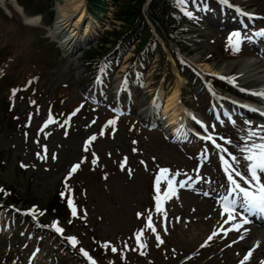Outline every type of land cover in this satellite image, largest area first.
<instances>
[{"label": "rangeland", "instance_id": "rangeland-1", "mask_svg": "<svg viewBox=\"0 0 264 264\" xmlns=\"http://www.w3.org/2000/svg\"><path fill=\"white\" fill-rule=\"evenodd\" d=\"M91 1L86 0L87 16L97 20L100 27L90 43L70 55L60 39L52 35L63 0H0V184L14 187L27 205L48 208L56 200L62 180L73 174L70 170L74 165L82 163L71 180L78 185L81 218L72 223L69 233L77 235L87 249H94V242L99 240L109 245L107 251L115 247L117 254L106 256L109 261L113 258L112 264H238L256 237L264 235V228L254 230L256 224H251L230 237L207 239L214 230L220 231L218 205L229 184L215 156L211 153L209 157L210 146L191 137L185 140L188 131L183 121L187 111L193 109L212 122L211 129L231 141L226 144L228 155L239 158L236 163L229 155L230 161L246 172L243 157L247 152L240 149L246 142L251 143L248 132L257 130L258 119L246 116L235 127L214 123L204 81L190 73H180L181 106L185 111L180 117V131L170 130L169 117L164 113L158 117L154 103L160 100L157 106L165 108L176 86L178 62L171 54L168 60L157 54L145 65L134 63V47L119 68L114 70L116 65L113 66L111 89L97 93L100 86L88 79V63L95 53L109 49L111 42L106 39L113 40V33L125 23L112 0H101L100 8ZM233 1L264 16V0ZM213 6L211 19H206L205 25L190 37L189 59L197 63L200 72H207L205 66L211 65L229 78L238 77L246 61L260 62L264 67V59L254 50L256 44L261 50L264 42H254L253 35H249L251 47L245 44L241 56H228L225 39L237 26H226L233 14ZM35 15L40 16L41 23H25V16ZM261 24L260 28L264 22ZM262 67L259 72L264 70ZM139 69L144 74L142 86ZM129 74L135 103L125 96L120 103L123 115L119 123L110 125L107 120L121 106L114 98ZM234 83L244 88L260 86L247 80ZM13 86L20 94L15 97V114L3 105L6 92ZM14 88L12 91L17 92ZM74 110L77 114L65 125L52 124L41 131L50 111L62 114ZM154 121L161 124L154 126ZM93 136L96 139L89 144ZM162 168L169 169L167 176L173 180L178 177L179 185L184 182V187L179 186L158 213L153 210L151 183ZM45 218L51 221L54 216L49 212ZM149 218L152 227L147 226ZM25 225L7 212L0 214V264L4 259L10 264H79L57 238L30 234L28 228L29 233L20 234ZM138 233H142L139 241ZM233 241L236 243L231 245ZM259 245L248 264H256L264 256V239L259 240Z\"/></svg>", "mask_w": 264, "mask_h": 264}, {"label": "trees", "instance_id": "trees-1", "mask_svg": "<svg viewBox=\"0 0 264 264\" xmlns=\"http://www.w3.org/2000/svg\"><path fill=\"white\" fill-rule=\"evenodd\" d=\"M112 1L117 5L118 17L123 20L125 25L120 31L113 33V40L106 39L107 43L111 42L112 48L105 49L104 52L95 53V55H100L102 58V62L99 65L107 64L110 57L115 58L117 55L123 57L133 44H137L138 58H145L156 51L161 52L163 57L166 56L161 42L155 38L152 28L146 20V16L153 23L157 33L162 37L166 47L174 56H176L175 47H178L181 52L190 50L189 38H185L189 30L185 28L184 23L186 21L192 22V20H188L182 14L181 6H178L175 0H151L146 14L144 13V6L147 0ZM91 2L96 6L98 4L97 7H101V0H92ZM42 4H45V2H42ZM120 4L121 6H119ZM189 25H193V23H189ZM4 100V107L15 114L17 111L14 108L9 91L6 92ZM76 186L75 190L77 189ZM0 189L4 190L0 192V211L4 209L15 215L20 214L33 226L34 222L29 219V215L26 213L27 208L31 207L33 203L27 205L28 203L23 200L22 195L14 187L0 184ZM20 204L21 207H19ZM48 210L50 213L66 219L64 215L69 214V210L65 197L57 196L56 200L49 204ZM42 226L48 230L45 224H42ZM75 255L79 258L77 251H75Z\"/></svg>", "mask_w": 264, "mask_h": 264}, {"label": "snow or ice", "instance_id": "snow-or-ice-1", "mask_svg": "<svg viewBox=\"0 0 264 264\" xmlns=\"http://www.w3.org/2000/svg\"><path fill=\"white\" fill-rule=\"evenodd\" d=\"M178 6L186 5L189 0H175ZM220 3L228 6V7H235L230 3V0H220ZM237 11H241L237 9ZM186 14L188 16H192V12L186 11ZM242 15L248 16L249 18H252L254 14L251 13H245L241 11ZM258 36H264V30L257 33ZM233 47L235 50H239V45L241 43V33L240 32H233L229 40L233 41ZM221 79H224V77H221ZM258 95L264 96V93H259ZM251 111H257L256 109H250ZM261 115H264V113H261ZM109 123H115V121H110ZM251 123V122H246ZM205 128V131H207V127L203 126ZM264 132V125L258 126L256 131L249 130L247 140L251 141V143H245L244 147L240 149L241 152H247V155L243 157L244 161H246V169L247 173H242L241 171H238L236 168L233 167L232 164L229 163L227 159H224L223 157H220V159L223 161L224 164V172L227 174V180L230 185V197L226 196L223 197V211L227 215V222H231L239 218L241 221L240 227H243L244 224L249 223V219L244 213H261L264 214V134H261ZM253 137L255 139L253 140ZM96 137H91L89 140V144L92 140H95ZM202 139H207L211 141L212 145L215 147V149H218L222 152H227L228 149L223 148L220 144L216 142V140L212 137L211 134L207 135L206 137H202ZM220 139H224L221 137ZM227 143H231V141H227ZM46 151V149H45ZM85 151H87V146L85 147ZM231 156V160L233 162L239 163V158L229 153ZM143 163V162H141ZM24 165H22L23 167ZM80 165L76 164L72 167L70 170V174L74 173L77 169H79ZM169 173V169L162 168L159 170V173L156 176L155 179V191L157 193L156 200H157V210L160 211V191H161V182L162 180L167 181V193L166 198L170 197L171 195L175 194L176 188H175V181L172 179H168L167 174ZM233 173L235 175H233ZM173 176L176 175V173L172 174ZM235 177H239L240 180L238 181ZM180 187H184V182H181ZM3 189H0V192H3ZM7 195V193H5ZM62 196H64V193H61ZM207 195V193H206ZM69 207L72 210V215H77V210L73 205V202L71 199L68 201ZM237 209H240L241 211L238 212ZM35 214V213H34ZM58 223V222H57ZM149 227H152L151 221L149 220ZM55 230L58 233H63V229L60 227H56ZM236 231H239V228H235ZM142 233L136 234V238L139 241ZM211 239V237H209ZM68 240L70 241L71 245L73 247H76L79 243V241L75 237H69ZM162 242V241H161ZM105 248L109 247V245L106 243L104 245ZM79 251L83 254L85 258L89 261V264H96V261L89 255L87 251L84 249H79ZM111 251L116 252L117 249L115 247L111 248ZM143 254V253H142ZM252 255V250H250L242 260L241 264H246V261L250 259ZM264 264V262H262Z\"/></svg>", "mask_w": 264, "mask_h": 264}, {"label": "bare ground", "instance_id": "bare-ground-1", "mask_svg": "<svg viewBox=\"0 0 264 264\" xmlns=\"http://www.w3.org/2000/svg\"><path fill=\"white\" fill-rule=\"evenodd\" d=\"M2 1L4 2L5 0ZM63 1L65 2V4H60L58 6L59 15L55 23V27L52 30V35L55 38L60 39V43L67 53H69L70 55H74L82 50L85 44H88L93 40L95 30L100 26L97 20L94 21L92 17L89 18L87 16L86 0ZM18 9L21 12V8ZM25 20L27 24L34 25L41 23L40 16H25ZM259 63L260 62L257 61H246L241 64L239 70V76L243 81H254L258 85H262L261 87L256 89V91L254 92L255 95L264 92V70L259 72L260 67L263 66ZM205 67L208 71L214 70V72L212 73L213 75H219V71L213 69L211 65H206ZM181 80L182 77L178 73L176 86L174 87L172 94L169 96L164 110V116H168L170 120L169 124L174 126L179 123L180 117L184 113L183 107L181 106ZM161 95H159V97H161ZM242 95L245 94H241V96ZM249 97L260 99V95L258 97ZM158 102L156 101L154 105H156V103L158 104ZM183 122H185V120ZM257 228L260 227H256L254 229L257 230ZM263 237L264 235H259L256 238L257 240H260L261 238L264 239Z\"/></svg>", "mask_w": 264, "mask_h": 264}]
</instances>
